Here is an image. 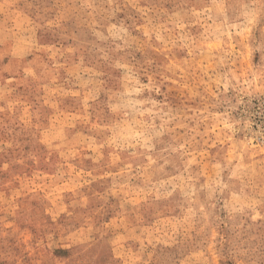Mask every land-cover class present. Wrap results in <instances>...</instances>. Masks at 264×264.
I'll return each instance as SVG.
<instances>
[{
  "label": "rangeland",
  "instance_id": "obj_1",
  "mask_svg": "<svg viewBox=\"0 0 264 264\" xmlns=\"http://www.w3.org/2000/svg\"><path fill=\"white\" fill-rule=\"evenodd\" d=\"M0 264H264V0H0Z\"/></svg>",
  "mask_w": 264,
  "mask_h": 264
}]
</instances>
